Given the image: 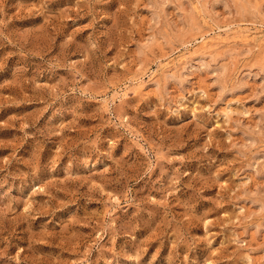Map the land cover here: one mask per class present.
<instances>
[{
    "label": "rangeland",
    "instance_id": "rangeland-1",
    "mask_svg": "<svg viewBox=\"0 0 264 264\" xmlns=\"http://www.w3.org/2000/svg\"><path fill=\"white\" fill-rule=\"evenodd\" d=\"M0 264H264V0H0Z\"/></svg>",
    "mask_w": 264,
    "mask_h": 264
}]
</instances>
